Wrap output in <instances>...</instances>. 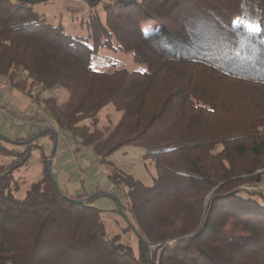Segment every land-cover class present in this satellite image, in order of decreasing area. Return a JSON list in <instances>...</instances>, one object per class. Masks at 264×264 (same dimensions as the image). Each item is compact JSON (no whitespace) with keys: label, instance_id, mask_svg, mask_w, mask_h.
Segmentation results:
<instances>
[{"label":"trees","instance_id":"16d2710c","mask_svg":"<svg viewBox=\"0 0 264 264\" xmlns=\"http://www.w3.org/2000/svg\"><path fill=\"white\" fill-rule=\"evenodd\" d=\"M42 1L0 0V83L26 89L52 121L0 137V264H264V0H83L105 13L82 20L87 36L49 23L33 6ZM103 50L145 69L98 70ZM109 104L121 116L103 131ZM45 129L102 160L126 145L151 150L152 185L114 165L109 175L146 245L109 236L94 198L72 200L92 193L56 188L51 151L29 141ZM35 150L44 168L16 197L13 173Z\"/></svg>","mask_w":264,"mask_h":264},{"label":"rangeland","instance_id":"374dc122","mask_svg":"<svg viewBox=\"0 0 264 264\" xmlns=\"http://www.w3.org/2000/svg\"><path fill=\"white\" fill-rule=\"evenodd\" d=\"M84 3L72 0H47L33 6L36 12L45 17L49 23L63 25L68 33L87 36L90 29L86 22L82 23V20L87 19L88 15L92 14H98L104 19L105 13L101 8L103 1L94 6L92 10ZM70 7L79 8L80 12L70 11ZM102 55H105L104 60L98 61L94 65L96 69L101 71H113V64L115 63H119L120 66L131 71H143L145 69L144 66L134 62L132 53H114L103 50ZM36 92H34L35 95H37ZM3 93L9 99L8 106L15 112L21 114L31 111L40 112L48 120V125L51 128L52 121L49 113L44 107L35 105L34 102L30 101L26 89L22 90L21 88L20 90L12 87L9 82L5 81ZM50 94L56 96L60 102L66 101L69 96L64 89H55ZM46 95L47 93H44V96ZM120 116L121 113L116 110L115 106L109 104L99 114L98 128L107 131L119 121ZM86 123L90 124L91 122L86 121ZM34 130H36V126L11 122L1 124L0 120V134L4 136L28 135ZM55 132L57 133V144L51 165V174L56 178L59 188L70 197H77L85 193L102 194L94 198L92 205L101 211L107 227V234L111 237L118 236L123 243L137 247L138 236L132 228L131 230L128 228L131 225L127 217L119 210L118 202L120 204L125 203L124 191L112 187L109 175L111 166L114 165L143 184L152 185L157 174L156 164L153 158L145 157V154L151 150L139 145H126L106 160H102L97 157L92 149L78 144L71 133L65 132L64 137L61 131L56 129ZM38 143L43 145L46 151L50 150L52 154L55 141L52 144L50 133L41 136ZM40 157V150H35L29 163L14 171L13 174L21 186L14 193L16 197H24L30 184L40 177L44 168Z\"/></svg>","mask_w":264,"mask_h":264},{"label":"built area","instance_id":"2783aa9c","mask_svg":"<svg viewBox=\"0 0 264 264\" xmlns=\"http://www.w3.org/2000/svg\"><path fill=\"white\" fill-rule=\"evenodd\" d=\"M81 2L83 0H72ZM9 100L5 97L3 93V83H0V120L6 119L8 122L22 124V125H31L37 127H48V120L40 113L36 111L17 113L12 108L8 106ZM65 137V132L61 131ZM249 190L252 187L248 188ZM256 190H264V186L255 187Z\"/></svg>","mask_w":264,"mask_h":264},{"label":"water","instance_id":"95a60500","mask_svg":"<svg viewBox=\"0 0 264 264\" xmlns=\"http://www.w3.org/2000/svg\"><path fill=\"white\" fill-rule=\"evenodd\" d=\"M46 132H53V133H54V137H55V146H54V150H53V152H52V154H51V157H50V159H49V162H48V168H49V171L51 172V165H52V161H53V159H54V154H55L56 144H57V133L55 132V130H54V129H45V130L41 131L40 133H38L37 135H35L34 137H32L31 139H29V141H34V140L38 139L40 136H42V135H43L44 133H46ZM0 137H2V138L5 139V140H10L9 138H7L6 136L1 135V134H0ZM29 141H28V142H29ZM53 178H54V176H53ZM56 188H59L57 184H56ZM101 195H102V194H96V195H91V196H89L88 198H85V199H82V200H75V199H72V200L81 203V202H85V201H87V200H91V199L96 198V197L101 196ZM105 196H106V194H105ZM118 205H119V210L121 211V213H122L123 215H125L124 212H123V210H122V207H121L120 202H118ZM127 220H128V222L130 223L132 229L136 232L137 236L141 239L142 243H143L144 245H146V243H145L144 240L142 239V237H141L139 231L137 230V228H136L133 224H131V222L129 221L128 218H127Z\"/></svg>","mask_w":264,"mask_h":264},{"label":"snow or ice","instance_id":"6c2138e0","mask_svg":"<svg viewBox=\"0 0 264 264\" xmlns=\"http://www.w3.org/2000/svg\"><path fill=\"white\" fill-rule=\"evenodd\" d=\"M239 23H242V21H240ZM249 30L250 31H255V32L261 31V29L259 28V26L250 27Z\"/></svg>","mask_w":264,"mask_h":264},{"label":"crops","instance_id":"0c3cea01","mask_svg":"<svg viewBox=\"0 0 264 264\" xmlns=\"http://www.w3.org/2000/svg\"><path fill=\"white\" fill-rule=\"evenodd\" d=\"M5 122L8 123V120H6V119L3 118L2 121H1V124H4Z\"/></svg>","mask_w":264,"mask_h":264}]
</instances>
